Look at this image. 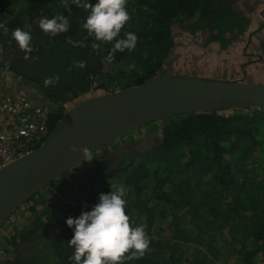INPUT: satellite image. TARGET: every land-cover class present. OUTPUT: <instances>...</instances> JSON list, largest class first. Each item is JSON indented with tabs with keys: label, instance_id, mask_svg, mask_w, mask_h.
Masks as SVG:
<instances>
[{
	"label": "trees",
	"instance_id": "16d2710c",
	"mask_svg": "<svg viewBox=\"0 0 264 264\" xmlns=\"http://www.w3.org/2000/svg\"><path fill=\"white\" fill-rule=\"evenodd\" d=\"M240 1L128 0L131 20L121 37L132 32L138 42L133 51L117 52L109 64L104 58L112 44L92 49L96 41L81 27L89 13L71 0V13L61 6V0H0V22L9 28L8 35L0 30L4 49L0 72L13 74L22 86L43 96L51 107L52 130L69 105L90 93L124 90L161 75L175 47L176 24L192 35L207 34V43H218L227 50L251 26L249 17L238 8ZM88 2L95 5L98 0ZM60 14L69 19V31L55 37L45 35L40 20ZM17 27L32 36L36 51L29 59L11 37ZM76 61H86V67H74ZM107 65L115 71H105ZM55 75L59 82L45 87V79ZM227 112L159 121L160 138L153 148L86 170L78 200L46 205L43 194L51 191L42 190L24 205L35 203L33 212L37 205L45 208L36 213L31 227L7 236L5 245L0 243V252L7 257L1 264H74L69 260L74 249L68 245L74 229L66 221L90 211L86 202L98 203L101 193H109L103 186L111 180L128 188L126 214L132 224H147L150 247L143 258L128 264H218L224 253L241 264H258L260 256L264 259V109ZM69 174L52 185L65 186ZM99 186L102 189L97 192ZM189 243L205 251L190 260Z\"/></svg>",
	"mask_w": 264,
	"mask_h": 264
},
{
	"label": "water",
	"instance_id": "95a60500",
	"mask_svg": "<svg viewBox=\"0 0 264 264\" xmlns=\"http://www.w3.org/2000/svg\"><path fill=\"white\" fill-rule=\"evenodd\" d=\"M264 109V85L197 75H159L66 111L45 142L0 168V231L30 199L96 153L146 125L178 115ZM92 154V155H93Z\"/></svg>",
	"mask_w": 264,
	"mask_h": 264
},
{
	"label": "clouds",
	"instance_id": "9594fccd",
	"mask_svg": "<svg viewBox=\"0 0 264 264\" xmlns=\"http://www.w3.org/2000/svg\"><path fill=\"white\" fill-rule=\"evenodd\" d=\"M127 3L128 0H98L93 5L88 0H71V4L89 13L81 27L96 41L92 43V49L99 50L101 44H112L104 58L109 64L114 61L117 52L133 51L138 42L137 35L132 32H125L121 37L122 30L131 20ZM61 6L71 13L69 0H61ZM39 28L45 35L55 37L69 31L70 21L62 14L51 19L45 17L40 20ZM0 30H3L4 35L9 33L6 23L0 22ZM11 37L25 53V59H29L36 51L29 31L17 27L11 31ZM3 51L0 45V56ZM86 64V61H76L74 67L84 69ZM59 80V75L47 77L44 85L52 86ZM70 147L73 152L83 153L86 161L93 160V152L88 147L75 144ZM110 184L111 191L101 193L98 203L90 211H83L79 217H69L66 221L74 229L73 238L68 242L74 249L69 257L74 264H128L143 258L150 247L147 224L134 226L126 214L128 188L123 183Z\"/></svg>",
	"mask_w": 264,
	"mask_h": 264
},
{
	"label": "rangeland",
	"instance_id": "374dc122",
	"mask_svg": "<svg viewBox=\"0 0 264 264\" xmlns=\"http://www.w3.org/2000/svg\"><path fill=\"white\" fill-rule=\"evenodd\" d=\"M260 2L261 0H241L239 2L238 8L249 17L251 26L248 33L243 35L239 41L234 42L233 45L225 51L221 49L218 43H207V34L199 32L192 35L185 30L182 25L176 24L173 28L175 47L167 59L161 75H204L206 77L230 80L235 76L244 75V71L247 70L249 73L245 75L244 81L248 83H253L251 81H255L257 83L253 84L264 85V51L259 47V42L261 38L264 37V11H262L264 9L260 8ZM249 8H254V10L258 9L259 12L257 14H252ZM261 26L263 29L259 31ZM245 53H250V55H246L244 58ZM260 54L263 58L257 56ZM113 69L114 66L107 65L105 71H115ZM10 78L11 76L9 75L1 76L0 88H5L7 90L12 89L13 85L10 83ZM102 94H104L103 91L92 92L84 98L79 99L77 103ZM73 106L74 105H69L68 110ZM222 113L224 115L229 114V112ZM159 125V122H155L138 128L94 153L92 155V161L81 163L70 171L68 183L65 186L55 187L51 185L49 187L48 190L51 192L43 194V197L46 199L45 204L49 205L51 201L64 204L65 202L78 200L80 190L79 183L86 170H90L98 164L111 165V163L118 162L116 161L117 159L130 153L150 150L160 138V130H157ZM107 147L109 148L106 149ZM110 182L116 183V180H111L103 186L104 188L108 187L109 192L111 191ZM101 189L102 187L99 186L97 192ZM34 204L35 203L23 205L9 219L6 223V227L0 231V243L2 242V245L7 243V236L22 232L31 227L36 213L41 212L45 208V205H37L36 212H33L31 208ZM86 205L93 207V205L87 202ZM196 247L195 243L188 244L187 252L191 257L190 260L198 251H205L204 248ZM222 247H224V244ZM226 254L228 253L222 255V261L218 264H241L239 260L231 254H228L230 257L226 263L224 261ZM5 256L6 254L4 251L0 252V264L7 259ZM198 258L201 259V255H198ZM185 262L186 261H184L183 264H189L188 261ZM258 264H264L262 256L258 258Z\"/></svg>",
	"mask_w": 264,
	"mask_h": 264
},
{
	"label": "built area",
	"instance_id": "2783aa9c",
	"mask_svg": "<svg viewBox=\"0 0 264 264\" xmlns=\"http://www.w3.org/2000/svg\"><path fill=\"white\" fill-rule=\"evenodd\" d=\"M8 75L13 88H0V168L42 145L51 132L48 102L13 74L0 77Z\"/></svg>",
	"mask_w": 264,
	"mask_h": 264
},
{
	"label": "crops",
	"instance_id": "0c3cea01",
	"mask_svg": "<svg viewBox=\"0 0 264 264\" xmlns=\"http://www.w3.org/2000/svg\"><path fill=\"white\" fill-rule=\"evenodd\" d=\"M259 6H260V8L261 9H264V0H261V2L259 3ZM262 11H264V10H262ZM259 11H258V9L257 10H255V12H252V14H257ZM253 37V36H252ZM264 41V37L263 38H261V41L259 42V47H261V44H262V42ZM248 45H250V44H248ZM246 55H250V53H245L244 54V58H245V56ZM258 57H260V58H263V56L260 54V55H257ZM4 73H7V72H0V75H3ZM247 73H249L247 70L246 71H244V75H241V76H235L234 78H231L230 80H245V75L247 74ZM204 76V75H203ZM251 82H253V83H257V82H255V81H251Z\"/></svg>",
	"mask_w": 264,
	"mask_h": 264
}]
</instances>
